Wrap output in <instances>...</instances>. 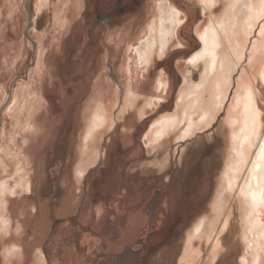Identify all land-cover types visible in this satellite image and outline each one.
<instances>
[{"label":"rangeland","instance_id":"rangeland-1","mask_svg":"<svg viewBox=\"0 0 264 264\" xmlns=\"http://www.w3.org/2000/svg\"><path fill=\"white\" fill-rule=\"evenodd\" d=\"M159 1L45 0L38 8L39 0H0V264H181L189 240L199 251L195 264H264V209L251 246L233 195L225 206L229 225L218 234L220 215L210 236L192 237L198 222L215 216L211 203L230 153L226 110L264 16L211 123L186 138L173 126L160 147L147 142L151 125L182 111L180 92L201 83L202 69L188 62L201 49L196 29L221 18L229 0H171L181 10V44L173 41L150 64L135 66L134 49ZM128 61L138 81L131 96L120 71ZM161 69L166 92L156 85ZM99 79L111 123L88 147L84 133ZM200 95L209 105L211 86Z\"/></svg>","mask_w":264,"mask_h":264},{"label":"bare ground","instance_id":"bare-ground-1","mask_svg":"<svg viewBox=\"0 0 264 264\" xmlns=\"http://www.w3.org/2000/svg\"><path fill=\"white\" fill-rule=\"evenodd\" d=\"M44 1L39 0V5H36V7L41 8ZM202 2L205 5H213L217 0H202ZM180 14V8L171 0L159 1L156 16L149 24L144 39L134 49L135 66L141 67L150 64L155 60L154 52H157L160 56L165 54L173 41L181 44L177 38ZM263 16L264 0H229L221 18L201 29H196V35L201 41V49L191 55L188 62L192 66L202 69L201 83L198 84L200 81L195 82L197 83L195 86L188 85L183 91H179L181 101L179 107H182V111L164 115L151 125L150 138L146 137L147 142H157L160 147H165L169 139H167V133L173 126L177 127L175 132L177 138H186L192 135L197 128L211 123L216 112L225 102L232 72L241 65L243 58L246 57L248 43L256 29L258 20ZM256 35L252 38L251 47L249 45V62L245 66V70H240L235 94L226 110L227 117L224 121L230 127L228 130L225 128L226 130L224 129L222 133L228 134L225 135L226 139L230 138V153L224 168L220 192L217 196V193L215 194L216 197L215 199L213 197L211 203L215 216L210 221L201 220L198 222L193 230L194 233H191L192 237L201 234L203 231L209 232L207 235L210 236L220 215L221 217L224 215V218L221 219L218 234L229 225L231 213L229 210L226 212L225 206L231 203V195L237 197L238 200L240 199V202H238L243 208L242 218L246 221L243 235L247 244L254 246V236L262 227L260 213L264 209V24L259 27ZM120 71L126 74L125 92L127 96H131L138 88V81L133 79L130 61ZM245 71L249 72L247 79L243 76V73H246ZM165 72L163 69L159 71L156 85L158 90L166 92L169 78ZM103 80L99 79L95 83V91L92 95V98L95 96L94 99L97 97L98 100L84 133V140L88 147L92 146L101 129L111 123L107 114L108 107L102 104L100 100L104 92ZM207 86H211L213 93V100L210 101L209 105L200 95L203 90L207 89ZM194 87L195 89H201V91L194 94ZM256 87L259 89H256ZM190 94L195 96L187 97ZM149 105H151L150 101ZM138 110L140 116H142L144 114L142 105ZM195 110L196 117L193 116ZM77 174L82 175L83 170L81 171L78 168ZM5 184L6 182L3 181L2 186ZM18 184L24 187L22 180ZM25 188L27 190L31 189L29 180L25 184ZM1 190H4V188ZM232 206H229L228 209ZM225 212L226 214H224ZM2 225H0V228H2ZM220 240L221 236L217 235L212 249V258L216 252H214V248H217ZM41 251L42 249L38 252L41 253ZM184 251L186 256L181 264H195L199 251L191 247V240L187 241Z\"/></svg>","mask_w":264,"mask_h":264},{"label":"crops","instance_id":"crops-1","mask_svg":"<svg viewBox=\"0 0 264 264\" xmlns=\"http://www.w3.org/2000/svg\"><path fill=\"white\" fill-rule=\"evenodd\" d=\"M171 145V144H170ZM158 152V150H154L151 154H156ZM44 203H45V208H46V210H47V203L45 202V201H43ZM44 251L46 252V250H45V248H44ZM46 255H47V253H46Z\"/></svg>","mask_w":264,"mask_h":264}]
</instances>
